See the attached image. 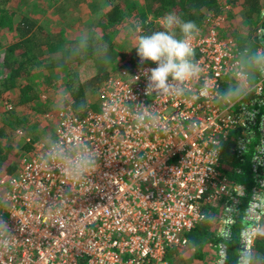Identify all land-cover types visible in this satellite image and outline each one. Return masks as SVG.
Returning <instances> with one entry per match:
<instances>
[{
  "label": "built area",
  "instance_id": "2783aa9c",
  "mask_svg": "<svg viewBox=\"0 0 264 264\" xmlns=\"http://www.w3.org/2000/svg\"><path fill=\"white\" fill-rule=\"evenodd\" d=\"M239 2L224 0L218 12L207 14L204 29L193 42L195 59L203 69L200 80L190 82L193 89L204 81L210 88L228 86L230 66L241 48L225 34L226 14L234 13ZM262 30L264 6L252 41ZM155 67L137 57L104 80L98 112H88L83 119L69 109L59 113L53 135L64 136L61 130L67 132L70 123L101 155L91 182L69 188L57 170L40 166L46 143L32 142L21 128L15 130L31 149L13 173L0 176V218L17 238L11 250L0 251V264H171L168 251L188 247L186 234L211 215L219 264L221 247L229 242L219 233L228 226L233 235L236 224L235 212L226 219L227 207L239 209L245 200L246 208L247 196L235 195L239 186L250 194L264 181V163L254 161L264 154V76L258 74L253 91L227 107L206 98L146 96L147 81L140 73ZM138 75L136 81L133 77ZM131 103L152 106L160 127L138 130ZM5 105L7 112L13 111ZM229 140L236 162L232 171L246 175L249 182L230 183L221 171L220 155ZM213 141L222 144L218 155H213Z\"/></svg>",
  "mask_w": 264,
  "mask_h": 264
},
{
  "label": "clouds",
  "instance_id": "9594fccd",
  "mask_svg": "<svg viewBox=\"0 0 264 264\" xmlns=\"http://www.w3.org/2000/svg\"><path fill=\"white\" fill-rule=\"evenodd\" d=\"M163 30H155L151 35L144 32L140 22L129 26L128 32L135 40L134 48L141 63L151 61L157 65L155 68L141 70L147 81L145 95L183 97L190 96L192 100L206 98L213 100L218 105L227 107L247 97L254 88V81L257 75L264 76V30L259 33V39L252 44L237 50L233 63L230 66L229 84L224 89L210 88L207 81L193 89L191 81H199L202 74V67L195 59L193 42L200 33V28L194 21H185L173 12L166 13L160 20ZM176 29L179 30L177 36ZM91 50L99 59L107 61L108 45L94 39L89 33H82L76 45V56L85 55ZM140 75L133 77L136 81ZM66 89H60L57 97L68 99ZM129 99L135 101V97L129 93ZM54 108L61 112L64 106L54 105ZM84 103L76 105L75 111H83ZM129 111L132 113L135 127L151 131L160 127V116L152 106H145L142 103H131ZM250 116L254 113H249ZM64 136L59 139L53 135L47 138L46 149L40 156V166L48 171L55 169L66 179L69 188L81 182H91L90 177L99 167L100 153L84 142L78 131L71 127L70 123ZM264 127V125H261ZM215 148L213 155H218L222 144L213 141ZM246 144L243 150H246ZM254 161L264 163V154L258 155ZM153 170V169H152ZM68 194L65 195V198ZM237 197L247 196V206L243 210L246 219L249 221L239 232V247L236 249L238 255L234 264H264V257L258 256L252 247V242L264 237V224L260 223V217L264 216V181L260 182L259 189L247 193L243 185L239 186ZM63 205L56 206V212L62 210ZM51 210V209H50ZM239 215L240 209L227 207L226 219L232 217V213ZM211 219V218H209ZM59 223V222H58ZM250 225V226H249ZM219 235L224 240L231 241L232 230L225 226ZM17 243L14 231L9 227L7 221L0 218V251H9ZM219 264H229L228 248L222 246L220 250Z\"/></svg>",
  "mask_w": 264,
  "mask_h": 264
},
{
  "label": "trees",
  "instance_id": "16d2710c",
  "mask_svg": "<svg viewBox=\"0 0 264 264\" xmlns=\"http://www.w3.org/2000/svg\"><path fill=\"white\" fill-rule=\"evenodd\" d=\"M118 2L107 8L101 18L98 20L97 27L100 30L98 38L93 37L101 43H107L108 52L112 51L111 34L118 25H121L125 20V13L130 15V23L133 25L140 22L144 32L151 35L155 30H163L160 25L161 18L169 12H173L180 16L185 21H194L200 31L204 29L206 16L209 12H218L219 6L224 0H150L148 8H137L134 0H117ZM246 8L247 28H236L235 21L227 14V36L232 37L242 49L245 46L252 44L253 29L249 27V22L259 13L263 6L264 0H239ZM254 22V21H253ZM231 31L230 33H228ZM177 36L179 30L176 29ZM242 33H247V38L241 37ZM0 34H15L10 39V45L4 54L2 65L5 69L11 72L12 76L0 81V95L16 87V78L26 77L41 64L42 67L51 71L63 69L68 65H74L77 70L73 73L65 75L63 78L64 86L69 94V106L74 111V115L83 119L89 110L97 111V105H89L88 98L91 91H95L97 84L107 78V68L113 63V54L108 56V62L99 59L91 50L85 55L76 56V45L79 39L73 38L67 40L60 36L55 40L53 35L45 29L40 28L28 18H21L15 22L11 18V12L0 6ZM232 35V36H231ZM251 37V38H250ZM251 39V41H250ZM112 62V63H111ZM109 63V65H108ZM90 65V66H89ZM82 73L88 75L82 78ZM91 73V75H90ZM37 96L34 94L32 86H22L19 94V104H29L36 101ZM84 103L83 111H75L76 105ZM1 105V101H0ZM14 111L7 112L10 116V121L2 120L0 123V176L4 173H13L15 165L30 151L28 143H23L18 147L19 140L15 133L18 120ZM49 131V134H46ZM51 132V133H50ZM54 128L36 129L30 134L29 138L32 142H42L45 136H53ZM47 141V140H46ZM19 155L17 161L15 155ZM221 171L230 183H246L249 179L246 175H236L232 169L235 166V158L233 156V143L229 140L223 144L220 155ZM246 201L241 203L239 215L236 214V224L233 229V239L227 242L228 261L229 264H234L237 257L238 234L247 222L244 220V212ZM212 212L215 206H209ZM211 218V219H209ZM214 222L213 215L209 216L204 222L198 224L193 230L186 234L189 241L188 249L193 246L214 241ZM264 224V220L262 221ZM187 250L186 252H188ZM253 251L264 257V237L255 239ZM178 249L169 250L167 260L171 264L178 259ZM200 256V255H198Z\"/></svg>",
  "mask_w": 264,
  "mask_h": 264
},
{
  "label": "rangeland",
  "instance_id": "374dc122",
  "mask_svg": "<svg viewBox=\"0 0 264 264\" xmlns=\"http://www.w3.org/2000/svg\"><path fill=\"white\" fill-rule=\"evenodd\" d=\"M149 1L150 0H134L136 7L139 9H147L148 4L146 3ZM117 2V0H0V6L11 12V18L15 22H18L21 18H28L36 25L43 24L42 26L44 28H40L45 29L48 33L53 35L55 40L60 36H63L67 40H71L73 39L71 37L79 39L81 34L85 32L89 33L92 37L98 38L100 35V30L97 27L98 20L107 8H110ZM58 10L59 12H57ZM129 15V13H125L124 22L118 25L111 34L113 53L108 52V56L113 54V63L111 62V66L107 68V77L127 68L138 57L137 51L134 48L135 40L128 32L129 26L132 25L129 22ZM245 15L246 8L239 2L234 13H230L228 16H231L232 20L235 21V26L239 30L240 28L248 27ZM57 16H61V19L57 18ZM258 16L259 13L249 22V27L252 29L256 26ZM230 32L231 31L228 33ZM225 34L227 35V32ZM13 36H15V34H0V81L12 76L11 72L3 67L2 62L6 49L11 44L10 39ZM241 37L246 39L247 33H242ZM43 65L44 64H41L39 67H36L30 75L26 77L16 78V87L0 95V123H2V120L6 122L10 121V116H7V111L5 110V103H8L13 108L15 112L13 114H15L18 120L17 126L23 129L25 137H29L36 129H51V126L52 128L56 127L59 113L65 112L66 109H69V111L74 114L73 109L68 104L69 99L64 100L63 97L58 98L57 92L60 89H66L63 78L65 75L75 72L77 67L73 63V65H68L63 69L51 71L44 69L42 67ZM87 76L88 75L82 73L83 79ZM103 82L104 81L97 84V88L95 87V91L89 93L88 98V104L97 105L98 110L99 90ZM29 85L34 89V94L37 96L36 101L29 104H19L20 88ZM66 94L69 98L68 91ZM61 103L64 106V110L59 112L54 108V105H60ZM98 110L96 112H98ZM88 112L95 111L89 110ZM45 115L50 116V118L45 119ZM46 134H49V131ZM17 137L19 140L18 147H20L25 142V139L18 135ZM48 137L49 135L45 136L42 142L46 143ZM19 157L18 154L15 155L17 161L20 159ZM20 160L18 162H20ZM187 250L189 251L186 252ZM178 253V259L174 261V264H215V240L201 244L198 247L191 245L189 249L186 247L184 250H179Z\"/></svg>",
  "mask_w": 264,
  "mask_h": 264
},
{
  "label": "crops",
  "instance_id": "0c3cea01",
  "mask_svg": "<svg viewBox=\"0 0 264 264\" xmlns=\"http://www.w3.org/2000/svg\"><path fill=\"white\" fill-rule=\"evenodd\" d=\"M56 10H57V9H56ZM56 10H55V11H56ZM235 10H236V9H235ZM57 12H59V10H58ZM57 18H60V19H61V16H57ZM42 25H43V24L38 25V26L43 27ZM43 28H44V27H43ZM71 38H74V37H71ZM75 38H76V37H75ZM17 127L20 128V126H17ZM17 127H16L15 129H17ZM21 129H22V128H21ZM22 130H23V129H22ZM18 163H19V162H18ZM18 163H17V164H18ZM17 164H16V165H17ZM16 165H15V167H16ZM14 170H15V168H14ZM14 170H13V171H14Z\"/></svg>",
  "mask_w": 264,
  "mask_h": 264
}]
</instances>
